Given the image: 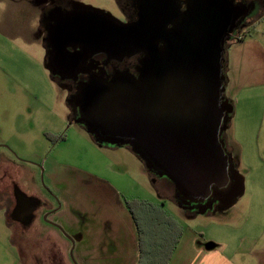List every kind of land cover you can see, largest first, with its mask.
<instances>
[{
    "label": "rangeland",
    "instance_id": "1",
    "mask_svg": "<svg viewBox=\"0 0 264 264\" xmlns=\"http://www.w3.org/2000/svg\"><path fill=\"white\" fill-rule=\"evenodd\" d=\"M55 1L118 20L127 13L120 0ZM34 9L29 0H0V161L13 165L0 168L28 193L45 194L58 209L51 219L65 233L45 222L25 230L0 207V264H138L132 200L199 229L200 244L227 251L236 264L251 248L250 263L264 264V12L240 26L224 51L225 97L233 109L223 137L243 191L230 203L186 210L167 187L170 178L143 155L128 144L102 146L72 120L73 82L47 68Z\"/></svg>",
    "mask_w": 264,
    "mask_h": 264
},
{
    "label": "flooded vegetation",
    "instance_id": "2",
    "mask_svg": "<svg viewBox=\"0 0 264 264\" xmlns=\"http://www.w3.org/2000/svg\"><path fill=\"white\" fill-rule=\"evenodd\" d=\"M120 2L127 12L121 20L110 13L59 4L45 13L47 63L51 57L55 69V74H52L73 82L70 95L72 120L88 128L86 120L89 116L83 108L80 93L92 80L101 79L111 96L118 95L117 103L122 108L112 109V105L105 101L102 105L104 114L112 110V119L118 128L108 129L94 122L93 129L88 128L92 136L102 146L128 144L144 156L152 170L163 175L172 173L179 181L176 184L167 175L170 178L168 182L172 184L173 196L182 208L212 207L233 193L240 182L234 172V164L228 158L224 177H215L207 190L201 189L199 183L195 186L188 184L192 178H196L194 182L201 178V81L215 82V77L209 76V72L214 68L217 57L223 56L227 40L240 26L264 12L263 0ZM67 19L85 23L87 44L84 45L82 37L76 35L72 40L74 45L68 47L67 53H58V49L50 45L49 38L54 28ZM141 25L148 28L151 40H141L138 30ZM127 30H131L129 34H126ZM111 31L112 35H109ZM163 87L169 95V106L165 112H160L158 107ZM142 92L149 94V99L143 98ZM142 104L149 110H143ZM231 114L225 106L217 139L227 157L229 153L221 127L225 121L228 123ZM163 150L168 155L171 152V156L180 152L179 163L194 165L197 162L198 166L193 168L196 174L174 172L171 167L173 159H167L161 152ZM0 162L5 169L13 166L6 160ZM8 172L10 169L2 171L0 168V207L5 209L7 221L11 215L17 218L12 219L17 222H12V225H20L25 230L42 222L60 229L55 225L58 223L51 219L58 209L49 198L38 192L28 193Z\"/></svg>",
    "mask_w": 264,
    "mask_h": 264
},
{
    "label": "water",
    "instance_id": "3",
    "mask_svg": "<svg viewBox=\"0 0 264 264\" xmlns=\"http://www.w3.org/2000/svg\"><path fill=\"white\" fill-rule=\"evenodd\" d=\"M75 7L91 10L94 12H102V10L95 9L93 7L84 6L81 4H76ZM106 14H109L106 12ZM143 25V24H142ZM141 25V27H142ZM144 25L142 28H138L141 34V40H151L152 35L149 33L148 28ZM127 30L126 34H129ZM86 34L87 28L83 21H74L72 20H62L58 27L54 28V32L49 38L50 45L56 47L58 53H67L68 47L73 46V39L76 35L82 37L84 41V45L87 44L86 42ZM109 35H112V31ZM150 44V42L148 41ZM224 54L223 56L217 57V62L214 68L211 69L209 76L213 78L215 77V82L213 80L201 81V118H202V138H201V178L194 182L196 178L190 179V183L192 186H195L196 183L201 184V189H208L211 182L214 180L215 177L223 178L226 170H227V161L228 158L231 159L230 154L225 155V150L221 149L220 145L217 143L218 133H219V126L224 116V109L225 106L228 108L229 113H232V105L228 102L227 98L224 95L226 90V77L224 74ZM47 68L55 74V69L53 67V59L49 58L47 63ZM111 88V87H110ZM108 86L101 80L95 78L91 81V83L85 87L81 93V99L83 102V108L89 116V119L86 120V124L89 129H93V123L99 124L101 127H105L108 129H116L115 123L113 122L112 110H109V114H104V110L102 108L103 103L105 101L112 106V109H120L122 105L117 103L118 95L111 96V93L107 92ZM143 98L146 96L149 99V94H145L142 92ZM160 96L162 97L161 104L158 107L160 112H165L168 108V92L165 87L161 89ZM69 103L72 105V98L69 99ZM148 104V103H147ZM143 110H149L147 105L142 104ZM227 121L224 122L223 126L221 127L222 130L226 128ZM167 159L172 157L173 161L171 163V167L174 172L182 174L184 171H187L188 174H196V171L193 169L194 165H197V162L192 165H188L185 163H179L178 160L181 159L180 152L173 153L171 156L166 154V151H161ZM235 172V171H234ZM171 178L174 179L175 183L177 184L179 180L170 172H165ZM237 179H239V187L231 193L224 201L226 203L232 202L242 191L241 186V176H239L235 172ZM173 176V177H172ZM184 182V181H182ZM187 183V181H186ZM45 219H47V215H45ZM60 228L62 232H64L63 227L55 224ZM65 233V232H64ZM73 247L71 250V256L73 258V249H74V240Z\"/></svg>",
    "mask_w": 264,
    "mask_h": 264
},
{
    "label": "crops",
    "instance_id": "4",
    "mask_svg": "<svg viewBox=\"0 0 264 264\" xmlns=\"http://www.w3.org/2000/svg\"><path fill=\"white\" fill-rule=\"evenodd\" d=\"M29 1L31 5H34V15L38 18L40 24L36 32L45 40L44 16L47 10L56 4V1ZM243 183L241 177L242 191ZM167 187L173 194L169 182H167ZM154 208L155 212H147L143 208L138 213L141 225L139 230L136 224L139 240L138 264H236L232 256L225 254L227 251L218 248L210 250L200 244L199 237L201 233L199 229L184 228L179 222L174 221L167 210L157 206H154ZM255 250L256 248L248 249L246 260L238 262L240 264H254L250 263L247 257L252 256Z\"/></svg>",
    "mask_w": 264,
    "mask_h": 264
},
{
    "label": "trees",
    "instance_id": "5",
    "mask_svg": "<svg viewBox=\"0 0 264 264\" xmlns=\"http://www.w3.org/2000/svg\"><path fill=\"white\" fill-rule=\"evenodd\" d=\"M60 139H66V135H62L59 136ZM128 206L134 216V219L136 220V224L140 230V217H139V211L142 210L144 208V210H146L147 212H155V208H154V204L151 202H148L146 200H142L140 202L136 201V200H132L130 202H128ZM146 206V207H145Z\"/></svg>",
    "mask_w": 264,
    "mask_h": 264
}]
</instances>
